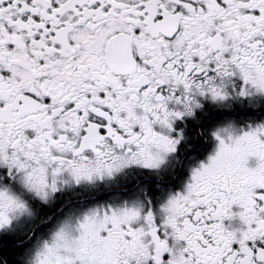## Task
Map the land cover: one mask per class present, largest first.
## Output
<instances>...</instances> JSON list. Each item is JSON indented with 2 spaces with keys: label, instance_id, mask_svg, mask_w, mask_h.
I'll return each mask as SVG.
<instances>
[{
  "label": "snow or ice",
  "instance_id": "snow-or-ice-1",
  "mask_svg": "<svg viewBox=\"0 0 264 264\" xmlns=\"http://www.w3.org/2000/svg\"><path fill=\"white\" fill-rule=\"evenodd\" d=\"M0 264H264V0H0Z\"/></svg>",
  "mask_w": 264,
  "mask_h": 264
}]
</instances>
